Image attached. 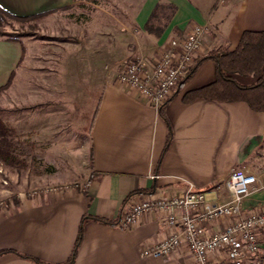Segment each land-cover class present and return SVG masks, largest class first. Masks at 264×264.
I'll list each match as a JSON object with an SVG mask.
<instances>
[{
  "label": "crops",
  "instance_id": "0c3cea01",
  "mask_svg": "<svg viewBox=\"0 0 264 264\" xmlns=\"http://www.w3.org/2000/svg\"><path fill=\"white\" fill-rule=\"evenodd\" d=\"M75 2L0 0V9L29 16L53 13ZM124 17L117 18L111 31L99 34L100 54L84 50L77 55L72 43L61 50L52 46L46 54L49 46L39 43V70L51 65L72 132L88 138L91 170L87 183L22 194L0 211V251H15L1 254L0 264H40L32 258L63 264L81 224L82 241L69 264H196L186 248L174 257L141 256L142 247L167 233L157 212L145 214L128 230L103 221H116L132 198L127 197L136 191L168 196L193 185L205 191L209 204L225 202L228 192L219 183L233 169L247 168L258 177L243 208L264 209V110L253 109L245 100L186 97L216 81L213 59L198 64L164 104L163 114L131 87L119 84L114 68L133 57L151 63L173 36L185 35L195 23L207 29L195 62L234 51L244 32H264V0H131ZM148 22L158 34L146 29ZM32 44L0 34V88L11 81L23 48ZM110 65L114 67L108 72ZM231 76L246 86L258 79L237 72ZM85 216L103 221L83 220ZM225 221L212 223L210 229L222 230ZM261 239L264 257V233Z\"/></svg>",
  "mask_w": 264,
  "mask_h": 264
},
{
  "label": "rangeland",
  "instance_id": "374dc122",
  "mask_svg": "<svg viewBox=\"0 0 264 264\" xmlns=\"http://www.w3.org/2000/svg\"><path fill=\"white\" fill-rule=\"evenodd\" d=\"M130 2L76 0L72 6L27 21L0 20V34L33 43L23 48L10 83L0 89V211L22 194L88 182V138L70 128L51 65L39 70V43L49 46L46 54H51L52 46L61 50L71 43L77 55L84 50L100 54L99 34L111 31L117 18H125ZM118 63L108 66V72L114 67L116 74Z\"/></svg>",
  "mask_w": 264,
  "mask_h": 264
},
{
  "label": "built area",
  "instance_id": "2783aa9c",
  "mask_svg": "<svg viewBox=\"0 0 264 264\" xmlns=\"http://www.w3.org/2000/svg\"><path fill=\"white\" fill-rule=\"evenodd\" d=\"M206 33L204 25L195 23L185 35L173 36L151 63L135 57L120 61L116 80L160 109L190 72ZM257 183V175L249 169H233L219 183L226 188L228 200L214 205L206 201L204 190L193 185L168 196L158 191L135 193L129 197L116 224L128 230L145 214L160 215L167 233L155 244L141 248L144 258L174 257L186 248L196 264H247L249 261L264 264V257L260 256L264 209L251 212L243 208L244 199ZM220 219H226L223 229L211 230L210 225Z\"/></svg>",
  "mask_w": 264,
  "mask_h": 264
},
{
  "label": "trees",
  "instance_id": "16d2710c",
  "mask_svg": "<svg viewBox=\"0 0 264 264\" xmlns=\"http://www.w3.org/2000/svg\"><path fill=\"white\" fill-rule=\"evenodd\" d=\"M40 15L42 14L18 16V15L10 14L0 9V20H4L6 17H9L18 21H27L29 19H32ZM145 27L149 32H155L156 34L159 33V31H157V29H155L153 24L150 22H148ZM207 58L213 59L216 63L217 79L215 82L209 85H206L202 88L189 92L186 95L187 99H193L198 96H207V97L217 98L226 101L245 100L249 103V105L253 109L261 110V111L264 110V32L263 31L244 32L238 47L234 51H230V52L224 51L219 54L209 55L204 58L196 60L190 72L182 80L179 86L183 84L185 81H187L196 70L198 64ZM235 72L245 75L254 74L258 77V79L256 83H254L253 85H249V86L242 85L238 83L231 76V74ZM7 85L1 87L0 89L5 88ZM163 107L164 105H162L159 109L161 114H163ZM171 136H172V132L170 130L169 140ZM137 192L139 191L131 193L127 198H129L130 196H132ZM86 218H95L100 221H103V219L101 218L90 217V216H85L83 220H85ZM103 222L115 224L117 223V220L103 221ZM82 237H83V225L81 224L77 241L73 248V251L67 262L63 264H69L74 260L78 247L82 241ZM6 252H15V251L13 250L0 251V255ZM32 259L35 260L37 263L45 264L36 258H32Z\"/></svg>",
  "mask_w": 264,
  "mask_h": 264
}]
</instances>
